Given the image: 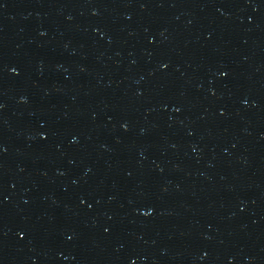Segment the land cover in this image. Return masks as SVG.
I'll return each mask as SVG.
<instances>
[{
  "label": "water",
  "instance_id": "obj_1",
  "mask_svg": "<svg viewBox=\"0 0 264 264\" xmlns=\"http://www.w3.org/2000/svg\"><path fill=\"white\" fill-rule=\"evenodd\" d=\"M261 204L264 0H0V264Z\"/></svg>",
  "mask_w": 264,
  "mask_h": 264
}]
</instances>
